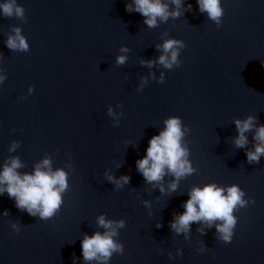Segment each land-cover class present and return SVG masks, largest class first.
Segmentation results:
<instances>
[{"label":"water","instance_id":"1","mask_svg":"<svg viewBox=\"0 0 264 264\" xmlns=\"http://www.w3.org/2000/svg\"><path fill=\"white\" fill-rule=\"evenodd\" d=\"M131 2L18 0L25 19L0 15V67L6 70L0 165L18 156L20 171L30 172L45 156L53 168L65 167L69 154L72 161L63 204L48 220L18 209L7 193L0 196V264H95L83 260L80 242L85 233L103 231L96 223L101 213L126 221L116 237L124 251L113 253L109 264H264V157L247 161L252 131L246 147L233 142L236 118L251 114L264 124V0H222L219 28L196 0H183L179 17L153 28L140 13L125 10ZM14 25L26 36L28 51L6 46ZM169 36L186 44L180 64L170 70L142 64L160 54L157 45ZM121 45L129 48L128 60L117 65ZM150 72L157 78L164 72V81ZM145 76L149 81L138 92ZM110 104L123 113L118 125L107 114ZM169 115L190 128L184 139L196 171L173 192L167 191L173 177L166 175L161 192L137 171L136 160ZM13 140L19 145L10 152ZM106 170L127 174L129 183L115 189ZM211 181L236 183L255 200L235 210L230 243L216 238L214 225L193 222L187 239L170 227L189 190ZM12 222L23 225L20 232ZM201 243L204 252L197 251Z\"/></svg>","mask_w":264,"mask_h":264},{"label":"clouds","instance_id":"2","mask_svg":"<svg viewBox=\"0 0 264 264\" xmlns=\"http://www.w3.org/2000/svg\"><path fill=\"white\" fill-rule=\"evenodd\" d=\"M201 13L207 14V19L213 21L217 28L221 26L224 8L222 0H196ZM170 4L174 7L170 8ZM183 0H132L125 5L128 12L136 11L144 17V23L149 27H156L161 22H166L168 18L179 17L182 14ZM191 8V4L187 6ZM0 15L11 17L15 15L25 19V9L18 0H0ZM6 46L13 51H28L29 43L22 29L18 25L12 26V34L8 35ZM186 44L183 40L171 37L164 39L157 45L160 54L155 59L143 60L141 63L150 69L154 64L163 66L164 69H172L180 64L179 54ZM129 48L121 45L115 57L117 65H123L128 60ZM149 76L153 80L163 82L165 73L161 72L159 78L150 72ZM149 76L141 77L137 91H141L149 81ZM6 79V70L0 67V85ZM34 91L29 85L28 93ZM117 108L121 105L118 103ZM107 114L112 117L113 125H118L122 111H115L110 104ZM257 117L249 114L244 119L234 120L237 135L233 142L237 147H246L248 136L246 133L253 132L254 144L252 148L246 149V158L249 163H258L264 157V124L256 123ZM163 127L158 133L153 134L148 141L145 154L136 160L137 171L142 174L147 183L158 186L164 192L165 186L162 182L166 175H171L173 180L168 183L167 191L173 192L178 186L181 178L193 174L196 168L190 156V150L185 136L190 132L188 125L184 124L178 115H169L163 121ZM254 130V131H253ZM19 145V141L13 140L9 146V151H14ZM118 166V165H117ZM23 162L18 156L6 159L0 165V196L7 193L10 198H14L15 206L26 211L29 215L40 220H48L58 214L63 204V194L69 188L67 169L72 167L71 155L69 154L65 167L53 168L51 157L45 156L38 161L32 171L21 172ZM104 175L107 180L113 183L115 189H121L130 181V176L122 174L119 177L106 170ZM146 205L147 201L144 202ZM251 197L246 198L245 191L236 183L224 185L215 181L194 185L188 192V198L183 202V211L174 213L170 221L171 229L177 234H184L188 238L193 222L206 225L208 228L215 226L216 238L230 243L233 238L234 229L238 217L234 214L238 208H243L254 204ZM8 214L7 209L4 215ZM96 223L103 231H94L91 235L85 233L81 239V253L85 262H95V264H109L113 253H122L124 246L116 237L119 229L125 227L124 218L113 219L101 213L96 218ZM23 225L19 222H12L11 228L15 232H20ZM157 223V227H160ZM204 233V227L198 229ZM206 246L201 243L197 249L204 252ZM177 255H182L180 248L176 249ZM170 259H174L172 253H168Z\"/></svg>","mask_w":264,"mask_h":264}]
</instances>
